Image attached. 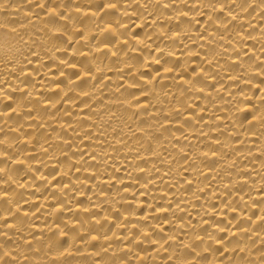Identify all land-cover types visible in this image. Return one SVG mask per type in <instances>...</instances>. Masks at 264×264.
<instances>
[{"label":"bare ground","instance_id":"obj_1","mask_svg":"<svg viewBox=\"0 0 264 264\" xmlns=\"http://www.w3.org/2000/svg\"><path fill=\"white\" fill-rule=\"evenodd\" d=\"M0 264H264V0H0Z\"/></svg>","mask_w":264,"mask_h":264}]
</instances>
